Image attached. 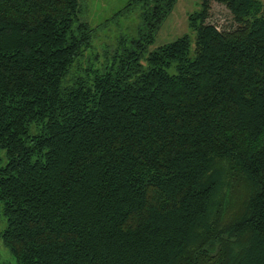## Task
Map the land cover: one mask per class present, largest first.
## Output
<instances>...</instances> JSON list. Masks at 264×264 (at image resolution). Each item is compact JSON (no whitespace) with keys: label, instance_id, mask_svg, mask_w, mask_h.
Returning a JSON list of instances; mask_svg holds the SVG:
<instances>
[{"label":"trees","instance_id":"obj_1","mask_svg":"<svg viewBox=\"0 0 264 264\" xmlns=\"http://www.w3.org/2000/svg\"><path fill=\"white\" fill-rule=\"evenodd\" d=\"M128 0L86 60L79 0H0V240L17 264H264V7ZM211 1L235 26L208 22ZM1 264V263H0Z\"/></svg>","mask_w":264,"mask_h":264},{"label":"rangeland","instance_id":"obj_2","mask_svg":"<svg viewBox=\"0 0 264 264\" xmlns=\"http://www.w3.org/2000/svg\"><path fill=\"white\" fill-rule=\"evenodd\" d=\"M128 0H79L81 5L80 17L95 29L94 42L92 47L85 53L91 63L103 62L110 50H114L113 45L119 37H134L136 28L140 22L138 13L132 12L126 16L111 19V17L121 9ZM264 7V0H260ZM201 0H177L170 15L162 23L157 31L154 41L147 47L148 51L165 43L171 42L181 35H188L193 38L187 16L189 13L199 8ZM208 22L216 25L219 29H231L235 26L232 22L230 11L221 3L211 1ZM6 163L4 150L0 149V166ZM0 203V232L6 226L5 217L2 214ZM0 263L17 264L11 257L8 250L0 240Z\"/></svg>","mask_w":264,"mask_h":264}]
</instances>
